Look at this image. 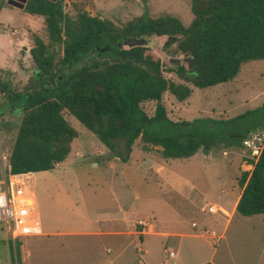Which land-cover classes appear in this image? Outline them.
I'll use <instances>...</instances> for the list:
<instances>
[{"label": "trees", "instance_id": "16d2710c", "mask_svg": "<svg viewBox=\"0 0 264 264\" xmlns=\"http://www.w3.org/2000/svg\"><path fill=\"white\" fill-rule=\"evenodd\" d=\"M189 11L187 26L174 17L151 19L144 13L117 26L84 11L71 18L61 0H26L22 12L42 18L47 44L33 36L28 51L38 86L11 91L0 76L2 98L21 113L4 167L7 176L48 172L66 159L76 132L64 113L121 162L137 139L142 152L157 148L160 159L181 160L216 146L242 149L252 132L264 130V100L231 118L172 121L166 116L164 94L183 102L191 89L227 83L243 64L264 60V0H190ZM142 37L158 42L155 51L116 46ZM165 40L163 46L175 43L190 66L164 67L157 51ZM49 46L59 48L56 60ZM145 102L154 103L151 116L141 109ZM250 164L251 171L236 181L240 194L234 212L242 217L264 214V144Z\"/></svg>", "mask_w": 264, "mask_h": 264}, {"label": "rangeland", "instance_id": "374dc122", "mask_svg": "<svg viewBox=\"0 0 264 264\" xmlns=\"http://www.w3.org/2000/svg\"><path fill=\"white\" fill-rule=\"evenodd\" d=\"M189 6L190 0H61L63 13L71 18L84 11L117 26L143 13L151 19L174 17L187 26L191 20ZM33 36L47 44L42 18L26 15L8 5L7 0H0V76L9 83L11 91L27 87V78L36 75L28 55ZM165 43L166 40L157 51L164 67H176L174 58L179 59V65H183L184 58L179 53L175 57L170 56L176 50V44L164 47ZM48 49L56 60L59 48L49 46ZM163 75L175 83H182L173 73L163 72ZM263 100L264 60H259L243 64L233 80L227 83L200 90L191 89L189 97L183 102L164 94L161 103L170 120L190 121L196 118H231L257 108ZM6 103L0 94L1 180L2 175L7 176L3 165L21 117L17 107L9 111V104ZM141 109L151 116L154 103H142ZM63 118L76 132V138L61 168L22 178L37 196L42 217L47 200L42 192L46 188L52 194L51 198L58 199L55 196L60 192L56 188L59 183L67 190L81 216L104 220L122 210L126 214L125 221L148 217L147 221L152 219L156 230L165 232H178L181 224L187 231L192 230L197 238H168L162 249L164 251L158 250L142 258L135 252L139 246L130 243L124 255L114 260L112 247L109 246L111 252L107 254L89 237L48 238L50 242L46 238L38 242L27 238L26 244L25 238H20L12 243L0 222V264H107L109 261L113 264H137V261L139 264H157L162 259L168 264L170 258L167 252H174L178 264H264V215L242 217L232 214V206L240 194L236 181L243 172L251 171L250 161L256 160L246 149L216 146L206 154L197 152L187 159L162 160L158 157L157 148L142 152L141 142L137 139L127 160L121 162L101 148L96 137L76 120L66 113ZM115 145L117 150L122 149L121 141ZM76 150L79 152L76 153ZM99 151L105 154L101 156ZM109 159V162L94 164L97 160ZM207 206H214L222 214L207 213ZM190 221L213 232L214 240L198 235L189 226ZM98 225L101 226L100 223Z\"/></svg>", "mask_w": 264, "mask_h": 264}, {"label": "crops", "instance_id": "0c3cea01", "mask_svg": "<svg viewBox=\"0 0 264 264\" xmlns=\"http://www.w3.org/2000/svg\"><path fill=\"white\" fill-rule=\"evenodd\" d=\"M101 148L104 147L102 146ZM75 152L78 153L79 150H76ZM99 152L101 153V156L105 154L102 153L103 151H99ZM74 156L75 158H78V155H74ZM65 160L63 162H65ZM104 161L109 162L111 161V159L102 160V161L97 160V162H95L94 164L97 165ZM63 162L57 164L53 170L48 172H53L54 170L61 168ZM5 164L4 165L2 164L3 168L5 167ZM18 176H20L21 178H25V177H31L33 176V174H25ZM41 176H45V175H41ZM56 188H57V192H59L60 190V192L57 193V195L55 196L58 197V199L51 198L50 196H52V194H50V192L46 188H44V191L42 192V194H44L47 197V200L43 205V209H42L43 217L40 214L41 209L37 196H35L34 192L30 190L35 201L36 214L39 222L40 233L37 236L27 237L29 240H34L35 242L36 241L38 242L41 241L42 238H46L47 242H50L48 241L49 240L48 238L89 237L95 240V244L101 245L102 249L107 254L111 252L109 246L112 247L115 253L113 259L115 260L124 255V253L129 249L130 243L139 246L137 249H135V252L139 253L142 258V256L144 257L152 252L155 251L157 252L158 250L164 249L168 238H176V239L197 238L196 236L193 235L192 230L187 231L181 224L178 227L179 230L178 232L175 231L165 232L164 230H159V231L156 230V225L151 222L152 219L150 220V222L147 221L148 217L140 218V219L132 218L131 220L125 221L126 214L122 210H119V214L118 213L113 214L112 218H107L104 220H96V219H91L88 216H81L75 209V204L74 205L72 204L73 199L67 193V190L64 189L63 185L58 183V187ZM60 193L62 195H59ZM238 197L239 195L237 196L232 206V214H235L234 207ZM67 203L68 205H66ZM138 221H144L146 225L144 227L139 226L137 225ZM98 223H100L101 226H99ZM191 223L194 222L190 221L189 226ZM216 223L217 220H215V224ZM27 238H25L24 241L25 244ZM169 261L170 263L168 264H178V257L175 256L174 254V258L169 259ZM147 263L150 264L149 262ZM107 264H113V263L109 261L107 262ZM137 264H139V261H137ZM157 264H165V263L163 260H161L158 261Z\"/></svg>", "mask_w": 264, "mask_h": 264}, {"label": "built area", "instance_id": "2783aa9c", "mask_svg": "<svg viewBox=\"0 0 264 264\" xmlns=\"http://www.w3.org/2000/svg\"><path fill=\"white\" fill-rule=\"evenodd\" d=\"M264 144V130L252 132L244 144L252 157L257 158ZM3 176L0 181V222L4 225L9 240L14 243L20 238L37 236L40 233L36 207L30 189L24 184L22 178L16 176ZM222 211L214 206H207V213L215 214ZM137 225L144 227V221H138ZM190 227L198 235L207 237L213 241L214 233L205 226H197L191 223ZM167 257L174 258V253L167 252ZM164 261V259H162Z\"/></svg>", "mask_w": 264, "mask_h": 264}, {"label": "water", "instance_id": "95a60500", "mask_svg": "<svg viewBox=\"0 0 264 264\" xmlns=\"http://www.w3.org/2000/svg\"><path fill=\"white\" fill-rule=\"evenodd\" d=\"M49 1H55V0H49ZM25 2H26V0H7L8 5L16 7L19 10L23 9ZM170 42H172V38H170ZM157 45H158V42L156 40H154L152 38H149L147 40L145 37H142V38H136L134 40L127 41V42L118 43L116 46L117 47L124 46V47H128V48L145 46V47L154 51L156 49ZM23 50H25V48H23ZM105 50H107V49H104L102 51H105ZM161 51H163V48H161ZM176 54H177V50H173L170 53V56L175 57ZM173 61H174L175 66H179V64H180L179 59L174 58ZM183 62L187 63V65L190 66V59L189 58L183 59ZM171 68L174 69L175 67H171ZM34 75L35 74L30 75V77L27 78L26 86L31 85V83L33 82V79H34ZM17 109L19 110L18 107H17Z\"/></svg>", "mask_w": 264, "mask_h": 264}, {"label": "flooded vegetation", "instance_id": "af4514ba", "mask_svg": "<svg viewBox=\"0 0 264 264\" xmlns=\"http://www.w3.org/2000/svg\"><path fill=\"white\" fill-rule=\"evenodd\" d=\"M39 85V82H37V80H36V76H34V79H33V82L31 83V85H29V86H27L30 90H32L35 86H38ZM8 103H6V105H7ZM3 107H4V105H2ZM9 107H10V110L9 111H11V108L13 107V106H11V105H9ZM8 111V112H9ZM16 115V114H15Z\"/></svg>", "mask_w": 264, "mask_h": 264}]
</instances>
